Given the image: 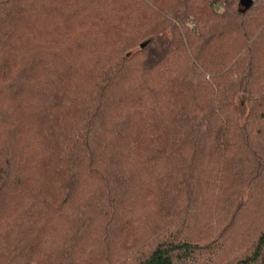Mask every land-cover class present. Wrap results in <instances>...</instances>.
<instances>
[{
	"label": "trees",
	"instance_id": "16d2710c",
	"mask_svg": "<svg viewBox=\"0 0 264 264\" xmlns=\"http://www.w3.org/2000/svg\"><path fill=\"white\" fill-rule=\"evenodd\" d=\"M0 264H264V0H0Z\"/></svg>",
	"mask_w": 264,
	"mask_h": 264
},
{
	"label": "water",
	"instance_id": "95a60500",
	"mask_svg": "<svg viewBox=\"0 0 264 264\" xmlns=\"http://www.w3.org/2000/svg\"><path fill=\"white\" fill-rule=\"evenodd\" d=\"M256 0H240V4L245 9L251 8V6L254 4Z\"/></svg>",
	"mask_w": 264,
	"mask_h": 264
},
{
	"label": "rangeland",
	"instance_id": "374dc122",
	"mask_svg": "<svg viewBox=\"0 0 264 264\" xmlns=\"http://www.w3.org/2000/svg\"><path fill=\"white\" fill-rule=\"evenodd\" d=\"M162 41H166V40H160V41H157V42H156V46L160 47V45L162 44V45H161V47H162V46L166 45V42L161 43Z\"/></svg>",
	"mask_w": 264,
	"mask_h": 264
}]
</instances>
